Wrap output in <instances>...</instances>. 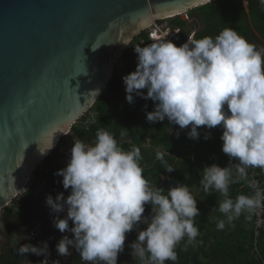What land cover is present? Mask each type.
<instances>
[{
    "label": "clouds",
    "instance_id": "9594fccd",
    "mask_svg": "<svg viewBox=\"0 0 264 264\" xmlns=\"http://www.w3.org/2000/svg\"><path fill=\"white\" fill-rule=\"evenodd\" d=\"M259 4L264 6V0ZM148 27L150 22L144 20L136 31ZM194 35L179 47L167 40L144 47L137 44L136 69L122 81L127 103L134 104V97L154 102V111H146L150 123L167 119L180 129L191 126L188 138L193 140L199 138L197 129L201 126L222 129V152L229 157V164L224 168L216 164L204 167L199 184L208 195L216 192L222 197L212 211L223 214L224 219L216 224L217 230H223L242 214L251 221L257 210L264 209V190L258 187V181L249 178L248 172H264V48L257 49L228 27L215 37L195 39ZM116 42L129 46L131 40L129 37ZM145 89L146 95L142 91ZM122 129L121 139L128 133ZM209 138L210 133H206L204 139ZM52 148L53 139L41 154ZM165 155L170 156L169 152L156 150V159L171 173L176 169L167 163ZM142 159L140 147L133 145L125 150L104 128L97 130L90 144L74 139L67 167L54 173L63 178V188L70 189V195L65 198L61 192L55 199L46 197L52 213L66 210V218L54 217L53 226L73 235L72 239L64 235L56 244L59 256H69L71 246L86 264H117L126 234L140 224L147 227L138 231L136 241L129 246L139 264H175L177 245L185 237L184 250L195 242L200 234L195 218L200 212L190 187L178 183L167 192L156 187L144 177ZM233 160L238 162L233 164ZM241 181L254 190L253 194L231 198V186ZM149 204L151 215L144 216L145 205ZM17 251L43 256L39 264H49L51 253L46 241L39 247L23 244Z\"/></svg>",
    "mask_w": 264,
    "mask_h": 264
},
{
    "label": "water",
    "instance_id": "95a60500",
    "mask_svg": "<svg viewBox=\"0 0 264 264\" xmlns=\"http://www.w3.org/2000/svg\"><path fill=\"white\" fill-rule=\"evenodd\" d=\"M206 4L0 0V211L103 94L113 62L128 47L116 41H132L144 20L179 17ZM49 137L53 148L42 155Z\"/></svg>",
    "mask_w": 264,
    "mask_h": 264
},
{
    "label": "trees",
    "instance_id": "16d2710c",
    "mask_svg": "<svg viewBox=\"0 0 264 264\" xmlns=\"http://www.w3.org/2000/svg\"><path fill=\"white\" fill-rule=\"evenodd\" d=\"M244 6L241 0H215L204 6L188 11L189 19L197 21L201 27L196 31L193 38L201 39L204 36L215 37L224 28L234 29L249 43L259 45L264 42V6L259 0H247ZM187 23L180 17H175L172 24L182 29L183 34L187 31ZM187 35L184 34V37ZM140 39L148 44V38L144 32L133 37L129 46L123 53L124 64L134 67L133 51ZM120 70L114 69L109 83L95 102L92 108L71 127L68 135L61 137L51 151L49 156L36 167L30 178V187L23 191L8 207L0 211V264H39L43 256H36L28 253L21 255L17 249L23 244L30 243L33 246H41L52 234V229H42L33 240H26L23 237L31 230L32 226L41 219L44 212L32 208L31 194L35 186L43 188L44 192L50 194L53 199L63 192L67 198L70 189L65 190L62 185V177L54 175L61 170L60 149L66 148L74 143L75 138L81 139L85 144L95 140L98 129L104 128L109 131L125 150H130L133 145L140 147L142 154L141 166L144 169V177L156 187L163 188L165 192L178 183L186 184L197 200V208L200 215L195 218V226L200 230L195 242L188 244L185 237L176 247L178 259L175 264H262L264 263V232L257 241V251L253 246V222L248 221L242 214L232 225L226 224L223 230H217L218 219H224L219 211H212L218 208L222 199L219 193L211 195L205 193L199 184L201 173L206 166L216 164L221 168L227 167L229 157L222 152V140L218 131L210 133V138L205 140V132H198L197 140L189 139L185 135L174 137L171 129L175 126L167 119L162 122L150 123L146 119V111L152 112L155 109L153 101L134 97L135 103L129 104L125 99L124 84ZM121 89L122 95H111L112 89ZM144 95L147 90H142ZM145 105L147 108L145 109ZM94 114V121L85 125L88 114ZM122 128L128 130L127 135L121 139ZM191 130V129H190ZM169 155L164 159L175 168L169 173L163 169L160 161L156 159V150ZM232 163H237L233 160ZM249 178L257 177L264 186V172L260 169H249ZM253 173L255 175L253 176ZM164 176V180L161 179ZM239 194L252 195L246 182L241 181L232 185L230 197L235 199ZM151 205H145V213L151 210ZM42 213L41 215H38ZM17 237L19 241L14 240ZM55 243L48 244L49 252ZM72 259L76 264H86L74 250ZM133 264H139L138 259ZM165 264H173L166 261Z\"/></svg>",
    "mask_w": 264,
    "mask_h": 264
},
{
    "label": "built area",
    "instance_id": "2783aa9c",
    "mask_svg": "<svg viewBox=\"0 0 264 264\" xmlns=\"http://www.w3.org/2000/svg\"><path fill=\"white\" fill-rule=\"evenodd\" d=\"M241 2L244 6H246L248 4L247 0H241ZM179 17L186 22L190 21L187 13L180 15ZM173 19H175V17H170V18L167 17V18L157 19L150 24V27L142 30L141 32H144L148 38V41H149L148 44H151V43L157 42V41H161V40H167V41H171L177 47H179L182 44L187 42L188 37L193 36V33H191L190 35H187L186 37H184L182 29L180 27L172 24ZM138 44L141 47L148 45V44H145L144 39H140ZM122 55L118 58L119 65L117 66V70H120V71H122V69L124 68V59H123ZM133 57H134V68L136 69L137 54L135 53V51H133ZM93 121H94V114L89 113L88 118L85 121V125H88L89 123H91ZM190 129H191V126H189L188 128H185V129H180V127L177 125V127L175 128V133L176 134L178 133L179 134L178 136L185 135L187 132L190 131ZM213 129L218 131L220 134H222V129L219 126H217L216 128H213ZM251 179H255L256 181H258V187L261 190H264V186L261 184L260 180L257 177H251ZM250 190H251V193L253 194L254 190L253 189H250ZM56 216H58L59 218L65 217L66 216V210L62 213L57 214V213H52L50 208H49L47 211L44 212V215L41 217V219L39 221H37L35 223V225L32 226L31 230L24 236V237H28V239H26V240H33L34 237L37 235V233L40 230H42L43 228L44 229H50L51 228L52 234L50 237L47 238L46 242L48 244L55 243V239L62 235V233L59 232V230H57L53 226V219ZM252 222H253V229H252L253 230V246H254L255 251H257V241H258L259 237L261 236V233L264 232V209L257 210V214H255L253 216ZM1 229H2V223L0 222V230ZM0 238H1V235H0ZM72 238L73 237H71V236L69 237V239H72ZM53 249H55V246L53 247ZM69 249H73V251L75 250L71 246H69ZM51 262L52 261H49L50 264H51ZM59 262H60V260H59ZM262 264H264V263H262Z\"/></svg>",
    "mask_w": 264,
    "mask_h": 264
},
{
    "label": "rangeland",
    "instance_id": "374dc122",
    "mask_svg": "<svg viewBox=\"0 0 264 264\" xmlns=\"http://www.w3.org/2000/svg\"><path fill=\"white\" fill-rule=\"evenodd\" d=\"M188 27H189V29H191L192 24L190 25V23H189ZM118 65H119V61H118V59H116L112 64L113 70L117 69ZM133 71H135L134 67H128L124 64V68L122 69V72H121V77H123V76H125V75H127ZM110 94L115 95V96L116 95H122V90L119 88L112 89L110 91ZM72 147H73V143H71L70 145H68L64 149L62 148L59 150V152L62 154V158H60L61 169H64L67 167V164H68V161L70 158V150ZM30 184H31V182L29 180V182H27V185L25 186L23 191H26L27 187H30ZM48 195H50V194L44 192L42 187L35 186L34 190L32 191L31 201H30L32 208L37 209L40 212L47 211L49 209V207L46 205V197ZM41 214L42 213H39L38 215H41ZM144 216H147V213ZM64 218H66V216L61 217L60 219H64ZM72 226H73L72 222L69 221V227L71 228ZM146 227H147V225L140 224L137 229H134L132 232L126 234L124 251L122 253H120L121 257L119 258V261L117 262V264H133L134 263V259L131 255L132 249L129 246L136 241L138 231L144 230ZM64 235H67L68 237H70V236L73 237L71 232L62 233V235L60 237L55 239V244H57L59 242V240ZM14 240L19 241V239L17 237H14ZM69 252H70V255L67 257L59 256L56 252V245H55V249L50 251L51 255L48 257V259H49V261L60 260V264H76L72 259L73 249H69ZM43 259L44 258H42L41 261Z\"/></svg>",
    "mask_w": 264,
    "mask_h": 264
},
{
    "label": "crops",
    "instance_id": "0c3cea01",
    "mask_svg": "<svg viewBox=\"0 0 264 264\" xmlns=\"http://www.w3.org/2000/svg\"><path fill=\"white\" fill-rule=\"evenodd\" d=\"M190 23V25L192 24V27L191 29H189L188 27V24ZM201 25L197 22V21H193L192 19H190V21L187 23V30H188V33L187 31L184 32V34L186 35H190L191 33L195 34L196 31H198L200 29ZM257 49H262L264 48V42H262L261 44L259 45H256ZM177 126H175L173 129H171V134L174 136V137H178L177 134L175 133V128ZM198 132H205V133H211L214 131V129H207L205 126H201L197 129ZM161 179L164 180V176H161ZM151 215V210H147V216H150ZM121 257V255L119 254L118 255V260L117 262L119 261V258Z\"/></svg>",
    "mask_w": 264,
    "mask_h": 264
},
{
    "label": "snow or ice",
    "instance_id": "6c2138e0",
    "mask_svg": "<svg viewBox=\"0 0 264 264\" xmlns=\"http://www.w3.org/2000/svg\"><path fill=\"white\" fill-rule=\"evenodd\" d=\"M50 146H51V139H50V137H49V138H47L46 141H45V148H48V147H50Z\"/></svg>",
    "mask_w": 264,
    "mask_h": 264
},
{
    "label": "bare ground",
    "instance_id": "6f19581e",
    "mask_svg": "<svg viewBox=\"0 0 264 264\" xmlns=\"http://www.w3.org/2000/svg\"><path fill=\"white\" fill-rule=\"evenodd\" d=\"M197 5V4H196ZM165 17H172V15H167V16H165ZM165 17H162V18H165Z\"/></svg>",
    "mask_w": 264,
    "mask_h": 264
}]
</instances>
